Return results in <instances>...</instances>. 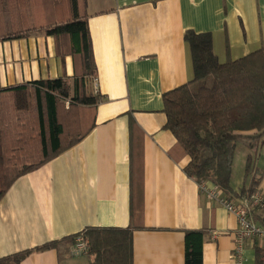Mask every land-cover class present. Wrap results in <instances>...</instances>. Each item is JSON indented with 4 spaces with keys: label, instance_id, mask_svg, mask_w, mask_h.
<instances>
[{
    "label": "crops",
    "instance_id": "crops-1",
    "mask_svg": "<svg viewBox=\"0 0 264 264\" xmlns=\"http://www.w3.org/2000/svg\"><path fill=\"white\" fill-rule=\"evenodd\" d=\"M83 12L96 65L86 88L100 98L93 128L1 199L0 259L56 243L22 264H90L91 256H70L69 238L87 228H132L133 264H185L188 231L204 232L203 264H258L264 239L247 241L237 258L236 216L185 173L190 158L175 152L163 95L193 79L187 31L210 33L221 63L262 48L264 0H86ZM8 22L0 18V28ZM74 73L72 56L58 55L54 37L0 41L3 89L59 78L72 86ZM249 155L264 194L259 144L235 154L234 202L242 198Z\"/></svg>",
    "mask_w": 264,
    "mask_h": 264
},
{
    "label": "trees",
    "instance_id": "trees-1",
    "mask_svg": "<svg viewBox=\"0 0 264 264\" xmlns=\"http://www.w3.org/2000/svg\"><path fill=\"white\" fill-rule=\"evenodd\" d=\"M86 0H0V41L35 33L54 37L57 53L72 56L74 81L64 78L0 87V201L17 179L36 170L79 143L93 128L98 95L87 92L96 65ZM193 79L163 95L165 128L177 139L175 152L189 157L184 169L198 184L212 183L227 197L238 144L251 151L264 144V46L238 60L221 63L210 33L187 31ZM66 106L68 108H66ZM255 142L258 144H255ZM257 145V146H256ZM240 197H251L259 183L254 157L249 155ZM255 221L264 228V214ZM90 264H133L132 228H87ZM77 236V235H76ZM69 238L74 242V238ZM204 232L188 231L185 264H203ZM47 243L0 259L22 264L34 251L55 247ZM264 264V250H257Z\"/></svg>",
    "mask_w": 264,
    "mask_h": 264
},
{
    "label": "built area",
    "instance_id": "built-area-1",
    "mask_svg": "<svg viewBox=\"0 0 264 264\" xmlns=\"http://www.w3.org/2000/svg\"><path fill=\"white\" fill-rule=\"evenodd\" d=\"M97 88V81H94ZM201 192L206 197L228 210L229 213L236 216L239 228L236 232L237 243L235 247V256L240 258L244 245L247 241H253L256 238L264 239V228L255 221L256 214H264V194L256 192L251 197H242L238 202L230 200L216 186H209L208 183L201 184ZM70 256L79 258L90 256V241L84 232L79 233L70 248Z\"/></svg>",
    "mask_w": 264,
    "mask_h": 264
},
{
    "label": "rangeland",
    "instance_id": "rangeland-1",
    "mask_svg": "<svg viewBox=\"0 0 264 264\" xmlns=\"http://www.w3.org/2000/svg\"><path fill=\"white\" fill-rule=\"evenodd\" d=\"M255 144H257L256 142H255ZM258 145V144H257ZM256 145V146H257ZM259 146V145H258ZM248 148V147H247ZM246 145H244L243 143H239L238 144V150H237V159H239L240 157H242V155H243V151H245L246 149Z\"/></svg>",
    "mask_w": 264,
    "mask_h": 264
}]
</instances>
